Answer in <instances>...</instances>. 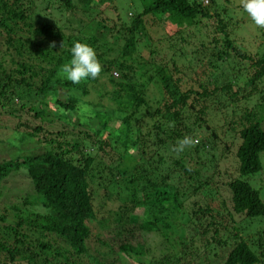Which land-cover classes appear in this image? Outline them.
Returning a JSON list of instances; mask_svg holds the SVG:
<instances>
[{
  "label": "trees",
  "instance_id": "trees-1",
  "mask_svg": "<svg viewBox=\"0 0 264 264\" xmlns=\"http://www.w3.org/2000/svg\"><path fill=\"white\" fill-rule=\"evenodd\" d=\"M94 1L0 0V27L5 35V50L0 55V114L16 120L20 113L31 111L41 121L51 123L54 116L72 130L83 128L72 135L70 130L59 128L49 132L39 124L27 129L20 122L9 120L10 126L0 122V184L10 173L21 171L32 189L29 201L24 200L31 209L7 205L0 213V264H124L123 258L131 257L139 260L137 264H214L216 257L215 264H264V230L247 241L238 233L233 217L264 218V201L244 178L260 169L259 156L264 154V106L224 113L230 139L224 146L226 151L234 148L229 169L220 171L218 163L201 160L199 154L207 152V144L202 140L182 152L187 154L186 163L182 153L164 152L169 146L173 149L178 139L194 137L193 130L200 126L198 121L211 96L223 91L239 101L256 90V83L264 77V52L249 55L233 42L236 21L224 5L226 0H210L211 10L196 0H145L138 10L130 11V19H123L116 26L108 17L100 18L99 30L84 35L79 16L87 18L84 28L89 25ZM46 9L49 14H44V18L42 13L38 15ZM51 15H64L67 23L72 18L79 27L61 28L58 18L52 20ZM149 15L177 23V27H172L171 21L166 24L171 27L166 28L168 37L190 31L202 19L209 20L214 34H205L207 41L200 42L197 51L205 53L210 49L209 55L216 61L233 59L248 65L238 67L232 62L229 80L220 85L204 79L195 87L186 88L180 85L181 77L172 75L170 70L178 69L170 58L163 65L149 62L152 75L143 73L137 77H143L144 82L136 84L138 80L133 76L129 81L126 71L130 66L124 61L134 52L144 17ZM104 33L108 38L116 33L121 44L104 47ZM261 35L264 37V29ZM77 41L95 50L103 67L100 75L105 76L102 84L111 85L104 94L115 105L110 114L87 110L97 119L98 129L86 122L71 120L75 125L71 124L63 117V112L75 114L80 105L91 107L83 99L99 80L88 78L72 84L59 78V70L70 61V50ZM53 42L55 46L50 49ZM147 54L154 57L157 50ZM111 69L118 72V80L110 74ZM238 69L246 76L243 87L239 86ZM151 81L158 97L146 113L150 117L147 126L135 115L140 113L141 106L147 107L142 94ZM245 87L250 90L246 92ZM219 107L224 109L222 104ZM110 117L118 121L113 128L107 126ZM170 121H174V127L167 126ZM211 134L216 137L212 131ZM130 149L136 151V158L129 154ZM124 157L131 159L129 168L123 166L127 162ZM113 158L118 161L110 167L108 162ZM226 158L230 160L232 156ZM210 167H216L218 178H224L221 184L227 189L226 196L213 197L210 192L217 190L215 180L200 172ZM176 169L180 174L172 184L170 175ZM118 180L124 184L122 192L116 193L114 185ZM108 188L117 206L113 213L97 217L92 201L99 197V191L108 192ZM199 193L204 204L187 208L185 200ZM137 205L141 206V215L134 214ZM170 228L185 234L169 240ZM145 233L156 234L164 251H150L148 241H142Z\"/></svg>",
  "mask_w": 264,
  "mask_h": 264
},
{
  "label": "rangeland",
  "instance_id": "rangeland-1",
  "mask_svg": "<svg viewBox=\"0 0 264 264\" xmlns=\"http://www.w3.org/2000/svg\"><path fill=\"white\" fill-rule=\"evenodd\" d=\"M198 2H201V4L204 7H207L208 9L211 8L212 2L210 0H196ZM146 2L145 0H96L94 1L90 8L93 10L91 15H93V19L91 20V23L84 28V24L87 20L83 15H80L79 18H81L82 26L80 30H82V34H92L96 33V31L99 30L98 24L100 18L108 17L109 21H115L116 26L119 24L118 22H121L123 19H130L132 17V14L130 11H136L138 10L141 5ZM95 4V5H93ZM226 7H229L230 10H228L231 18L233 21H236V27L233 29L232 38L233 42L238 46V48L249 54V55H260L262 52H264V37L261 35V31L263 29L257 28V26L251 21V19L247 16V14L243 11H241V6L239 5V0H226V4H224ZM211 10V9H210ZM48 13V9L45 11H41L38 15ZM49 14V13H48ZM56 16V15H55ZM53 16V19H57L58 25L62 28L63 26H66L67 28L76 29V27H79V25H75V22L72 21V18H69L68 20L70 23H67L64 21V15L59 16ZM77 16V15H76ZM74 16V17H76ZM120 17V18H118ZM33 22L36 19V17H32ZM76 19V18H75ZM161 18V20L157 17L153 16H145L144 17V26L143 30L140 32L139 38L136 40L135 50L132 53L130 59H126L124 62L129 64L130 70L126 71L128 73L129 81H132L130 77L136 78L138 81L136 84H139L142 80V82L145 81L143 77H139L141 74L148 73V75H152V68L149 66V62L153 61L154 64L160 63L163 65V63L166 61V64H168V60L172 58V62L175 65V68L178 69L177 72H175V69H171V66H168L171 70V73L174 77H181L182 81L180 83L183 87H195L197 82H201L202 80L211 81L213 84V81L217 83V85H220L222 82H225L227 79L230 78V66H232V62H235L238 67L247 66L248 63L245 61H236L233 59H228V61H225L224 63H221L220 61H216L214 57H211L209 55L210 49H207L206 52L197 51L199 47L200 42H206L207 39L205 38V34H209L210 36L213 35V27L211 25V22L209 20L204 21L203 19L200 21V24L197 27H191L190 31L189 29H186L185 31H182L180 34H176L174 36L168 37L165 34H167L166 28H171L169 26H166L167 23H170L169 21ZM173 26L177 25L176 22L171 21ZM177 27V26H175ZM183 27H181L182 29ZM184 30V29H183ZM0 33L2 36H0V55L5 50V47L3 46L2 42L4 41L3 37L5 38V35L3 33L2 28L0 27ZM98 35V32H97ZM106 37V42L103 44L104 47H114L116 45L121 44V42L118 41L116 33H114L113 38L110 36L108 38V34L104 33L103 35ZM182 37L183 39L179 38ZM166 38V39H165ZM164 39V40H163ZM86 41L85 39H83ZM99 47V46H98ZM104 47H99V50H103ZM157 50V54L152 57L151 55H148V51ZM196 50L197 54L193 53V51ZM115 51L112 52V56H114ZM164 56V57H163ZM6 58V56H5ZM235 58V57H234ZM234 68V67H233ZM114 69H111L110 74L115 78V80H118V72ZM240 73L237 72V76L239 78V86L244 85V81L246 79V76L244 75V72H242L241 69ZM235 71V70H234ZM142 76V75H141ZM215 77V79H214ZM105 78L104 75L99 76V80H97L96 83H94L89 90V93L87 96L84 97L83 100L85 102L89 103L91 107H88V105H80L78 107V110L75 114L71 112H63V117L65 121H70L71 124L75 125V122L79 121L81 123L86 122L89 123L90 127L92 129H98L97 119L92 115L91 113H88L89 110L96 111L97 114H110L111 109L115 108V105L107 100V96H105V92L111 89V85H105L102 84L103 79ZM213 80V81H212ZM152 81L147 84V87L144 91V94L142 96L145 97V100H147V107L144 108L143 106L140 107V110H138L140 113L137 112L135 115L136 118H138L140 123L144 125V123L149 126L148 118L146 116V113L151 111L154 107L153 100L157 99L158 93L157 90L152 86ZM243 87V86H242ZM256 90L251 91L250 94H247L246 97L241 98L239 101L233 100L232 98H229L228 94L223 91H219L217 94L218 96L210 97L206 101V108L205 113L202 114V119H199L200 126L196 129H194V137L198 140H202L203 142H206L207 148H206V154L202 156L200 155L201 160H212L214 164L218 163V168L220 171H223L224 169H229V167H232V161H233V152L234 148L231 147V149H228L226 151L224 142H229L228 133L226 129V125L224 123V113L228 115L230 113V110H234V112L238 113L240 112V109H254L257 110L258 108L264 106V77L261 81L256 83ZM246 92L250 90L249 88L245 87ZM235 91V89H233ZM242 94L245 93L243 92ZM220 102V103H219ZM222 104L223 108L220 110L219 105ZM49 109L53 107V104H49ZM88 108H90L88 110ZM88 110V111H87ZM225 111V112H224ZM51 113V112H50ZM51 118V117H50ZM77 118V119H76ZM49 119V117H47ZM15 122H20L23 124L24 127L27 125L28 127L37 126L38 124L43 126V128H46L47 131H55L57 128L63 129L64 131H71L72 135H76L77 130H83L82 127H78L76 129H70L67 125L65 126L64 123L60 122L55 118L54 116L51 118V123H49L47 120L41 121L37 117L33 116L31 111L20 113L18 116V119H9L8 117L0 114V122L5 123L6 125L10 126ZM74 120V121H71ZM11 123V124H10ZM118 121L114 117H110L107 119V126L110 128H113L117 125ZM224 123V125H223ZM25 124V125H24ZM261 126H263L264 129V121L262 122ZM222 129L224 131L222 132ZM211 131L213 134H216V137L213 138ZM104 132L101 131V135L103 136ZM37 136H41L40 133L37 134ZM27 146V145H26ZM28 148V147H27ZM115 151L117 152V146H115ZM164 149V148H163ZM166 153H172L175 155L176 153L172 151L171 147L169 146L164 150ZM185 155V157L182 159L183 163L187 162V154L182 153ZM133 156H138L136 151L134 150V154H131ZM202 156V157H201ZM224 156V157H223ZM232 156V158L229 160V158H226ZM127 161L123 164L124 167H130L129 163L131 162V159L124 157ZM177 158V157H176ZM118 161L117 158H113L108 162L110 167H113L116 165V162ZM259 162H260V169L248 176H245L244 178L248 179L252 187L256 188L259 194V197L264 201V154H261L259 156ZM235 164V163H234ZM216 169V167H215ZM215 169L207 168L204 170L202 168L200 170L201 173L206 175H212L213 181L215 180L217 190H210V192L215 197V195L220 196H226L227 189L225 186H223L224 178L217 176L216 172H219ZM233 169V168H232ZM214 171V172H213ZM180 174V170L176 169V173H172L170 175V182L172 184H175L176 178H178V175ZM172 177V178H171ZM181 178H183L180 175ZM123 183V181H122ZM118 180V183L115 184L116 186V193H119V191L122 190L123 184ZM185 187V186H184ZM122 192V191H121ZM32 193L31 184L29 180L25 177L23 172H12L10 173L6 179L0 184V213H2V210H4L7 205H17L22 210H29L31 209L30 204H26L24 200L29 201L27 197ZM218 193V194H216ZM98 198L94 199L92 201L93 209L96 211V216H106L109 211H112L116 208L117 201L115 199V196L111 192V188H108V192L105 190L99 191ZM118 198L119 195H117ZM140 198V197H139ZM197 200L199 204L197 203ZM218 202L219 199H216ZM213 201L212 203L214 206L217 205V202ZM191 202H195L194 205H191ZM187 208L189 207H201L203 205L202 196L200 193L196 196H191L190 198L185 200ZM141 206L137 205L134 214L141 215ZM111 213V219L114 218V214ZM236 225L238 227V233L247 241L254 240L257 235L261 233L262 230H264V218H257V219H248L244 216H233ZM183 218V217H182ZM183 237L185 232H177L176 229L170 228V233L168 235L169 240L177 237L180 235ZM258 235V236H259ZM142 241L146 240L148 241L149 250L152 251L154 254L158 253V251L163 252L164 246L159 241L158 236L156 234H148L145 233L142 236ZM223 237V235H222ZM264 241V240H263ZM163 247V248H162ZM148 256V255H146ZM149 257V256H148ZM219 261V258H218ZM139 262L138 259H135L133 257L126 259L123 258L124 264H137ZM217 262V257L213 259V263L215 264Z\"/></svg>",
  "mask_w": 264,
  "mask_h": 264
},
{
  "label": "clouds",
  "instance_id": "clouds-1",
  "mask_svg": "<svg viewBox=\"0 0 264 264\" xmlns=\"http://www.w3.org/2000/svg\"><path fill=\"white\" fill-rule=\"evenodd\" d=\"M239 5L257 28L264 29V0H239ZM54 46L53 42L49 47L51 49ZM70 51L71 59L60 68L59 78L70 81L72 84H80L88 78H99L103 67L90 45L77 41ZM167 126L174 127V121H170ZM198 143L197 138L186 135L177 140L172 151L179 155L186 148L194 147ZM129 154H134V150L130 149Z\"/></svg>",
  "mask_w": 264,
  "mask_h": 264
}]
</instances>
